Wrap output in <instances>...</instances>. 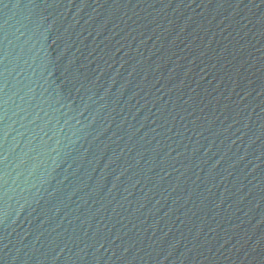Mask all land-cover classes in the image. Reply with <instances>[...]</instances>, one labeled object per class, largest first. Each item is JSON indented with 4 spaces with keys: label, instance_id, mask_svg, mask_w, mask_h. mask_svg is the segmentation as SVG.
<instances>
[{
    "label": "water",
    "instance_id": "95a60500",
    "mask_svg": "<svg viewBox=\"0 0 264 264\" xmlns=\"http://www.w3.org/2000/svg\"><path fill=\"white\" fill-rule=\"evenodd\" d=\"M0 264H264V0H0Z\"/></svg>",
    "mask_w": 264,
    "mask_h": 264
}]
</instances>
